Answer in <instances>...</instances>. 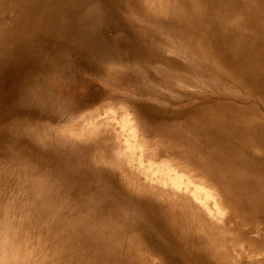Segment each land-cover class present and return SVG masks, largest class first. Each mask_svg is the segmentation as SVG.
Returning <instances> with one entry per match:
<instances>
[{"label": "bare ground", "instance_id": "6f19581e", "mask_svg": "<svg viewBox=\"0 0 264 264\" xmlns=\"http://www.w3.org/2000/svg\"><path fill=\"white\" fill-rule=\"evenodd\" d=\"M76 1L78 0H71L70 4H76ZM146 1L151 2L167 19L155 22L151 15L142 12L144 10L140 0H119L113 3L124 13L137 15L142 25L145 23L157 27V33L141 30L145 33L144 37H137L131 30L133 44L127 50L130 53L135 51L132 58L137 70V66H145L143 61H147V58L148 62L164 61L165 64L159 69L161 73H157L158 64L151 65V61L149 65L158 75L166 76L170 84H190L191 80L183 66H194L198 61L206 70L189 68V75L214 77L219 84H226L225 87L234 89L235 97L228 98L227 94L226 97L219 94L217 101L205 108L201 106L195 111L176 113L173 116L176 120L166 116L161 118L158 114L150 117L142 108L137 114V120L148 132L155 133V138L158 137L156 134L160 135L159 143L169 145L170 148L165 151L158 150L157 158L177 153L174 148L177 146L185 155L194 154L195 164L208 173L212 183L225 191L227 199L244 213L257 215V219L262 222L264 0H190L186 4L179 0ZM66 2L67 0H0V108L6 105V112H0V139L12 150L9 153L12 166L19 165V168L24 169L32 162L27 160V155L22 152L29 148L25 147L26 144L30 145L27 142V131L32 122L39 119V114L43 111L39 107L47 97L46 90L51 78L55 77L49 67L50 62L54 60L51 57L60 56L57 52L51 54L49 48L43 46L42 38L44 34L52 35L57 28L55 23L51 22L48 12H56L64 7ZM9 12L14 14L10 19L7 18ZM188 14H196L197 18ZM44 15V23L47 25H43L41 21ZM187 17H191V25L190 22L186 23ZM163 31L174 35L178 43H181L178 46L180 51L185 52L186 63L176 55L167 56L165 52H159V45L167 46L172 43L159 38L158 32ZM110 39L115 41L113 37ZM124 45L126 44L122 45L123 48ZM11 62L16 64L12 66ZM179 62L182 64L179 65ZM173 66L180 67L174 70ZM13 71H17L18 76H13L9 87H4L3 79ZM114 72L113 70L111 76ZM116 73L120 71L117 70ZM126 77L129 78V74L124 71L118 78L116 76V80L125 82ZM30 109L34 112L29 111ZM184 127L193 129L194 136L185 134ZM75 149L73 156L66 157H60L57 150L59 158L57 157L56 163L50 159L49 156L52 155H39L38 165L32 162L37 170L44 172L47 179L46 184L40 188L43 191L40 198L47 202L43 203L44 206L40 207V210L35 211L36 215L42 214L43 220L48 224V233H51L39 237L38 246L32 253L28 251V254L39 259L36 264H143V252L151 258L158 257V249L148 242L146 237L148 232L167 233L162 222L163 219L172 218V213L163 206L164 198L158 197V200L153 201L131 195L121 187L114 172H103L94 167L91 158L92 145L85 143ZM149 168L150 165L145 169ZM165 174L160 175L159 179H164ZM56 202H61L59 209Z\"/></svg>", "mask_w": 264, "mask_h": 264}, {"label": "rangeland", "instance_id": "374dc122", "mask_svg": "<svg viewBox=\"0 0 264 264\" xmlns=\"http://www.w3.org/2000/svg\"><path fill=\"white\" fill-rule=\"evenodd\" d=\"M70 1L67 0L65 6L56 12H48L51 22L57 27L54 30L56 34H44L42 43L49 48L51 54L57 52L60 56L51 57L54 60L50 62L49 67L55 77L51 78L46 90L47 97L39 107L43 110L39 119L33 121L27 131V142L33 146L26 144L25 147L29 148L22 150L27 155V160L37 164L39 155H52L49 157L56 163L59 156H73L76 146L90 144L94 167L103 172H114L116 180L124 190L131 195L153 201L164 198L162 204L172 213V218L163 219L167 233L157 235L148 232L146 238L156 246L159 256H152V259L149 254L143 252L142 256L146 257H141L143 264H264V220L260 222L261 219L258 220L257 215H248L236 208V205L227 199L225 191L212 183L208 173L195 164L194 154L185 155L177 146L174 147L177 153L157 158L158 150L165 151L170 148L169 145L159 143L160 135L156 134L158 137L155 138V133L148 132L131 108V105L138 104L150 117L158 114L161 118L176 120L173 117L176 113L195 111L201 106L205 108L217 101L219 94L224 97L227 94L228 98L235 97L234 89L225 87L226 84H219L214 77L189 75V68L206 70L205 66L196 61L194 66H183L191 80L190 84H173L171 89H166L159 83L157 88L152 90L151 84L144 80L151 73H161L159 69L165 62L150 60L149 63L147 58V61H143L145 66H142V73L133 62L135 51L130 53L127 48L133 44V31L137 37H144L145 33L141 30L157 33V27L145 23L142 25L137 15L124 13L113 4L119 0H78L76 4H70ZM140 1L144 10L142 12L151 15L155 22L167 19L151 2ZM179 1L186 4L190 0ZM13 15L9 12L7 18L10 19ZM188 15L197 18L196 14ZM191 17L186 20V23L190 22L189 25L192 24ZM45 20L46 15L41 18L43 25H47ZM158 34L161 40L172 42L171 46L159 45V52L163 51L167 56L176 55L183 62L187 60L185 52L179 49L178 45L181 43H178L174 35L165 31ZM112 37L115 41L110 39ZM123 44H126L124 48ZM15 64L11 62L12 66ZM149 64H158L157 73ZM180 64L182 63L179 62ZM112 66L115 68V79L108 73ZM121 67L131 76L130 81L133 77H139L141 81L133 80L132 85H121L116 81V76L120 75L116 73L117 69ZM179 67L173 66V69L178 70ZM12 74H2L5 76L2 81L4 87H9L10 81H13L15 75L18 76L17 71ZM145 89L148 92H145ZM5 108L6 105L1 107L0 112H6ZM192 130L183 128L185 134L194 136ZM9 149L0 139V264H36L39 259L30 256L28 251H34L38 246L39 237L51 233H48V224L43 220L42 214H37V217L35 211L40 210V207L44 206L43 203L47 202L40 198L43 195L40 188L46 184L47 179L44 172L37 170L32 162L24 169L19 168V165L12 166L9 157L12 150ZM146 165L151 168L146 170ZM164 174L166 177L162 181L159 176ZM102 188L105 189L104 186ZM60 204L61 202H56L58 209ZM178 227H181V230Z\"/></svg>", "mask_w": 264, "mask_h": 264}, {"label": "crops", "instance_id": "0c3cea01", "mask_svg": "<svg viewBox=\"0 0 264 264\" xmlns=\"http://www.w3.org/2000/svg\"><path fill=\"white\" fill-rule=\"evenodd\" d=\"M141 71H142V73H144V70H143V68L142 67H139V66H137ZM111 68V67H110ZM112 70H115V68H113L112 67ZM112 70H108V73L109 74H111L112 73ZM118 71H120V73L122 74L125 70L124 69H117ZM145 74H146V72H145ZM113 79H115L113 76H111ZM119 77V76H118ZM117 77V78H118ZM128 77V76H127ZM126 77V80H125V82H123L122 80H121V82H120V84L121 85H132V81L133 80H135V82L136 81H138L139 79H137V78H134L133 77V80L132 81H130V79H131V76L129 75V78H127ZM110 78V77H109ZM117 81V80H116ZM141 80H139V82H140ZM145 82H148L149 84H151L150 86H151V88H152V90H154L153 88H157V84H162L163 85V87L164 88H166V89H171L173 86V84H178V83H172L171 82V84L170 83H168L167 82V79H166V76H164V75H158V74H149L148 76H146V78H145V80H144ZM118 82V81H117ZM135 82H133V83H135ZM181 84H184V83H181ZM134 85V84H133ZM154 85H156V86H154ZM148 89L151 91V89H150V87H148ZM145 92H148V90H146L145 89ZM153 92H151V94H152ZM131 108H132V110L134 111V113L135 114H138L139 113V110L140 109H142V106H140V105H138V104H133V105H131Z\"/></svg>", "mask_w": 264, "mask_h": 264}]
</instances>
